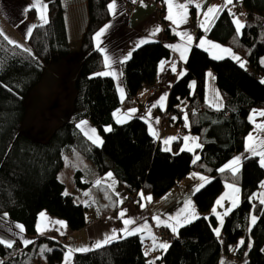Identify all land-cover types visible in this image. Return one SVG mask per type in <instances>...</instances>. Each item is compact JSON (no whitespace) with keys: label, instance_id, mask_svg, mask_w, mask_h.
<instances>
[{"label":"trees","instance_id":"1","mask_svg":"<svg viewBox=\"0 0 264 264\" xmlns=\"http://www.w3.org/2000/svg\"><path fill=\"white\" fill-rule=\"evenodd\" d=\"M43 1L48 5V22L31 29V35L27 36L29 51L0 37V214L23 225L33 241L23 249L16 243L11 248L0 244V261L3 264H63L66 247L57 239L37 235L36 220L46 211L63 219L72 232L86 225L85 207L70 193L63 195L67 188L59 178L63 153L72 150L92 163L97 177L112 173L127 193L133 190L134 199L130 203L134 206L139 204L141 193L158 199L191 171L210 178L193 195L195 206L203 214L211 210L224 183L239 187L240 203L224 218L219 237L213 231L217 227L216 218L200 216L182 226L177 235L171 232L176 239L160 254L157 264H221L224 255L244 260L243 264H264V205L253 196L264 180V168L259 165V158L251 155L241 160L240 171L235 176L228 169L219 171L243 150L245 138L252 130L251 111L264 110V63L261 61L264 0H240L239 3L234 0L235 6H228L244 21L242 34L237 33L233 16L227 9L219 13L208 31L210 39L230 48L247 62L244 68L230 57L217 60L193 46L186 62L187 73L173 78L166 112L176 119L177 127L185 122L183 108L196 109L188 116L187 131L198 137L202 147L193 152L181 151V138L172 142L171 151L163 150L140 118L123 124L114 121L112 115L117 109L124 111L140 105L138 92L154 86L158 65L169 58L170 52L159 42L146 43L134 50L123 64L126 96L120 101L113 79L95 75L103 72L104 62L93 35L110 20L111 0H87L88 24L74 53L77 67L72 77L71 97L67 98L61 114L50 110L58 125L45 138L39 139L30 133L33 121L48 101L54 96L62 97L63 63L71 56L61 0ZM28 16L35 18V10H28ZM208 72L212 73L221 97L219 109L206 105L198 109L207 94ZM42 84L46 86V100L38 108V115L29 116L30 101ZM177 107H181L179 112ZM81 120H88L99 132L102 145L90 142L79 133L77 122ZM109 126L112 131H105ZM195 156L200 159L196 160ZM73 182L80 189H87L93 183L79 170L74 173ZM115 205L105 203V208L112 212L116 210ZM252 215L257 221L249 232ZM240 239L245 243L232 255ZM45 247L51 251H42ZM149 261L140 236L129 235L100 248L73 253L70 264H149Z\"/></svg>","mask_w":264,"mask_h":264},{"label":"crops","instance_id":"2","mask_svg":"<svg viewBox=\"0 0 264 264\" xmlns=\"http://www.w3.org/2000/svg\"><path fill=\"white\" fill-rule=\"evenodd\" d=\"M186 2L187 0H173V13L177 15L180 13V9L175 7L177 3H186ZM200 2L203 4V9H207L209 6L223 5L225 0H200ZM131 3H133L135 7L133 8L132 12L129 14L127 12V6ZM33 4H34V0H0V32H2L0 36L2 37V39H4L7 42H9V40L15 42V43H10L11 45H15V46L22 45V47L19 48H22L24 50L29 49V46L27 44V36H28L27 33L29 32V29H32L33 26H35L36 24L43 23V21L39 19L40 13L37 11L35 7H33ZM61 4L64 9V23L66 28L69 49L71 55H74V53L79 48L83 33L85 32V29L88 24L87 0H61ZM116 5L117 7L115 14H113L112 11L108 8L110 13V20L106 24H104L97 32L103 29L106 25H110L107 32L102 37L101 47L106 49L107 54L112 57L113 61H123L122 63L114 62L112 65L113 69L117 72V74L122 73V75H119V79L109 75V77L113 79L115 90L117 92L119 100L121 101V95L119 91L121 87L124 89V98L126 96L125 83L123 79V64L128 59L124 60V57L127 56L129 52H131L132 54L134 50L142 46L140 45L139 47H137V44L141 39H147L150 42H159L162 45H164L166 48H168L170 52V56L168 59L162 60L159 63L157 69L156 83L153 86L154 88L150 89L147 87V88H143L138 92L137 98L138 101L140 102V105L134 108L137 111L132 116V118H140L146 123L150 136L155 140V142L159 143L160 147L163 150H165L164 149L165 144L163 143V140L169 137H177V139L181 138L182 140L181 148H183L184 147L183 137L180 136L181 134L177 133V130H180L181 133L183 131L185 133L186 132L189 133V131H187V129L189 128L188 116H187V120H185V122L182 125H179L177 127H176V119H174V117L172 116L170 117L174 119L173 122L167 120L166 122L163 123L162 122L163 120H161L163 113H165L167 109L168 95L171 86L173 84V80H174L173 78H179L180 77L179 73L181 71H185V73H187L186 63L180 59V52L175 51L173 47L170 46L180 45L181 47H183L185 45L186 37L185 39L182 40L181 37L176 34L178 32H182V33H188L193 37V43L191 44L190 49L187 53V59L191 48L193 46H197L199 40L202 38H206L207 41H211L213 43L219 44L224 48H228V47L210 39L208 37L209 30L205 32L200 27H199L200 29L199 36L195 37V34L193 33V29H192V20H194L199 25L203 18V10L197 9L194 3L188 5L187 23H181L179 24V26L173 24L171 21L165 18L168 15V5L164 2V0H142V2L141 0H136L135 3L133 2V0H116ZM30 9L35 10V18L33 19L29 18L28 16V10ZM214 20L210 24L209 29L212 26ZM157 27L160 28L161 31H159L155 35H152L153 31ZM95 34L93 35V42L96 47ZM5 37H7V39ZM202 49L210 54L214 52L215 54L223 55V57H231L227 53H221L219 49L210 48L208 44H205L204 47H202ZM104 55L105 53H102L103 62H104ZM162 62H163V69H161ZM173 64H175L176 66L177 69L176 72L171 71ZM104 71H108V69L105 66V63H104L103 72ZM208 83L210 84V86L207 85ZM211 83H213V76H208L207 74L206 77L207 94L205 97V102L207 106L214 109H219L222 106L221 97L219 92H217L218 90L216 91L217 88H214V86L211 85ZM192 87L194 88V84L192 85ZM164 95H166L167 98L164 101V106L161 107L159 105V101L160 98ZM117 110H120L121 113L128 111V110L123 111L121 109H117ZM117 110L114 111L113 114L116 113ZM254 111L257 113V115L255 116H253ZM260 111H264V110H253L249 114V121L252 124V130L245 138L243 150L237 155H235L232 158V160L235 157H241L242 160L243 158L252 155L251 152L249 151L250 142L248 140V137L250 134L253 136L251 145L256 149V151L259 152L261 150H264V143H262L264 142V128L258 127V125H264V116H260L258 114ZM149 112H150V116H149ZM112 116L114 121L116 122L114 115ZM183 117L185 118V116ZM157 119L159 121L158 123H156ZM82 121H86L87 124L84 125L83 128L77 126V129L84 138H86L87 140L93 143V141L89 139L87 135H85V132H88L89 135H91V129H95V128H92L87 120H81L77 122V125H79ZM150 125L151 128L155 129L156 132L158 133L159 139L151 135ZM96 135H98L102 140L100 134L96 132ZM193 137L197 138L196 135H194ZM172 142L170 145H166V146H171ZM196 143H199L198 140L196 141ZM190 144L191 147H193L195 150L196 148L194 147L193 140L191 138L188 140V145L190 146ZM184 151H188V150L185 149ZM64 155L71 159L69 161L70 164L69 178H70V186H71L69 193L72 196H74L77 199V201L80 202L85 207L86 225L82 229L72 232L68 228L67 224L66 227L62 228L60 225L54 223L56 220L65 222L63 219L52 216L46 211H42L46 213L47 219L42 220L40 216L42 212L39 214L36 220V232L37 235L39 236L50 237L57 239L59 241L61 238H63L64 239L63 244L67 250L68 248H81V247H87L90 249L96 248L94 246L95 242L103 240L105 235H110L113 230H116L118 233H120L121 236H123V233H121L120 230L123 229L125 225L123 223V220L120 218L119 214L121 211H124L125 216L123 219L135 220V224L130 225L129 226L130 228H136V227L144 228L145 225L148 226L147 228H144L143 231L138 232L135 235L140 236L143 244V252L145 253L146 251H148L150 254L147 256L149 260L152 261V259L159 257L160 254L164 252L161 249H156L154 251L151 250L153 245L152 237L153 236L155 237L153 230L157 227H162L172 232L171 228L166 227L165 225L169 223L174 224L175 221L172 220L170 222L168 219L165 220L163 214H165V212L167 214V209L172 205L178 203L177 206L179 207V204H183L184 200H182L183 199L182 197L186 196L188 189L190 190V193L193 192L195 193L196 192L195 188L201 183L198 177L204 176L195 171H191L184 179L179 181L176 186L169 189L158 199H151V201H148L146 199H142L140 195L139 204L137 206H134V204L128 202V198H127L128 193L126 189L118 184L116 177L112 173H111L112 174L111 178L108 177V173H106L101 177H97L95 167L92 165V163L83 159L78 153L72 150H67L66 152L63 153V157ZM257 157L260 159L259 156ZM65 163H66L65 159L63 158V168L65 167ZM78 170L82 171L84 175L87 178H89L90 181L91 180L93 181L91 186L88 187L87 189H80L73 182L72 174ZM192 172L198 174V176L190 178L191 175H193ZM208 179L210 181V178ZM97 181H100L101 183L97 184L96 183ZM228 184L229 183H224L222 192L219 195V197L216 199V201L219 200L221 196H224L225 193H230V189L227 187ZM261 184H264V182H262ZM111 193L115 195L117 201H114ZM238 196H239L238 199V205H239L240 192ZM253 196L254 198L256 197V199L258 200L260 198H264V187H261L260 185L257 191H255V193L253 194ZM144 197H148V196L144 195ZM120 201H122V203ZM216 201L213 207L211 208V210L206 214L201 213L197 209L194 203L192 206H194V211L199 217L203 215L214 216L217 220V227H218L219 220L215 215H213L212 209L215 207L218 212L223 213L227 208L231 207V202L230 199L225 198V200L222 201L224 207H220L216 204ZM105 203H109V204L116 203L115 205L116 210L112 212H108L105 208ZM178 207H176L175 217L180 216L181 220L183 219V215H188L192 211V208L190 207L188 210L186 206H184L185 207L184 210H182L181 208L178 210ZM235 208H232V210H234ZM226 216H224V218ZM156 217L160 218L161 223L159 225L157 224V221L155 219ZM17 225L20 224L14 223L11 220H9L8 217L5 216L4 214H0V231L3 233L5 232L10 233L11 241H14L17 247H19V249H23L26 247L23 244V240L26 239L31 241V238L26 235L25 231L21 232L20 229L16 227ZM38 227H43L45 229L43 231V234H41V232L38 231ZM180 228L181 227H179V229ZM61 232H63V235H61ZM174 234L177 235L176 233ZM156 242L160 243L161 241H159L156 238ZM165 242L170 244V242L167 241ZM228 263L230 262L224 264H228ZM63 264H65V261L63 262Z\"/></svg>","mask_w":264,"mask_h":264},{"label":"snow or ice","instance_id":"3","mask_svg":"<svg viewBox=\"0 0 264 264\" xmlns=\"http://www.w3.org/2000/svg\"><path fill=\"white\" fill-rule=\"evenodd\" d=\"M133 2L135 3L136 0H133ZM141 2H142V0H141ZM164 2L168 5V15L165 18L167 20L171 21L173 24H175L177 26H179V24H181V23H187L188 5L194 3V5H195V7L197 9L203 10V18H202V20H201V22L199 24V27L202 30H204L205 32H207L209 30V26L212 23V21L214 19H218L219 18V13L222 10H224V9H227L229 11V14L233 16V22L235 24L236 31H237L238 34H242L241 33V29H243L245 27V25L240 21V19L236 16V14L232 13L231 9L228 8L229 5H232L234 7L235 3H239L240 0H235V3H234V0H225L223 5L209 6L207 9H203V4L200 2V0H187L186 3H177L175 5L176 8L180 9V13L178 15L173 13V0H164ZM33 7H35L37 9V11L40 13L39 19L42 20L43 23H47L48 20H47V16H46V11H47L48 5L46 3H44L43 0H34ZM116 7H117L116 0H112V2L108 5V8L112 11L113 14H115ZM109 27H110V25H106L103 29H101L99 32H97L95 34L96 49L98 51L102 52V53H105V55H104V63H105L106 68L108 69V71L96 73L95 75H99V76H109V75H111V76H114L117 79H119V75H122V73L117 74V72L113 69L112 65H113L114 62L122 63L123 61H113L112 57L107 54L106 49L101 47L102 37L105 35V33L107 32ZM159 31H161V29L157 27L153 31L152 35H155ZM0 34H2V32H0ZM176 34L178 36H180L182 40L185 39V37H186V43H185V45L183 47H181L180 45H171L170 47H173V49L175 51H179L180 52V59L186 63L187 62V53H188V51L190 49L191 44L193 43V37L190 34H188V33L178 32ZM27 35H29V36L31 35V29H29V32L27 33ZM5 38L7 39V37H5ZM148 42H150V41L147 40V39H141L138 42L137 47H139L140 45H143L145 43H148ZM9 43H15V42L9 40ZM205 44H208L210 46V48H212V49H219V51L221 53H227L229 56H231L232 59H234V60L239 62L240 67H242V68L245 67L247 62L242 60L241 57H239L238 55L234 54L230 48H224V47L220 46L219 44L213 43L211 41H207L206 38L200 39L198 44H197V47H201L202 48V47H204ZM17 46L18 47H22V45H17ZM206 50H208V49H206ZM25 51H29V49H25ZM130 58H131V52H129L127 54V56L124 57V60L130 59ZM213 58L217 59V60H220V59H223L224 57H223V55H213ZM161 69H163V62L161 63ZM171 71L172 72H176L177 71L175 64L172 65ZM185 74H186L185 71H181L179 73V76L182 77ZM208 75L212 76V73L209 72ZM262 83H264V81H262ZM119 91H120V95H121V101H123V99H124V89L121 87L119 89ZM166 98H167L166 95H164V96H162L160 98L159 105L161 107L164 106V101L166 100ZM136 111L137 110L134 109V108L130 109L127 112H124V113H121L120 110H117V112L114 113L113 115H114L115 120H116V122L118 124H123V123H126L128 120H130L132 118V116L135 114ZM258 114L260 116H264V111H260ZM255 115H257V113L254 111L253 112V116H255ZM149 116H150V112H149ZM185 120H187V115H185ZM158 122L159 121L157 119L156 123H158ZM86 124H87L86 121H82L77 126L83 128V126L86 125ZM258 127L264 128V125H258ZM105 131L110 132V131H112V128L109 126V127L105 128ZM150 132H151V135H153L154 137L159 139L158 133L156 132L155 129L151 128V125H150ZM85 135H87L88 138L91 139L93 141V143H96L98 146L102 145L103 141L100 139V137L98 135H96V129H91V135H89L88 132H85ZM176 139H177V137H169L167 139H164L163 143L165 145H170L171 142L176 140ZM189 139L190 138L187 137V136L183 137L184 147L181 148V151H184L185 149L188 150V151H193L194 150L193 147H189V145H188V140ZM191 139L193 140V145H194L195 148L202 147V145H200L199 143H196V141L198 140V137L197 138H191ZM248 140L250 142L249 151L251 152V154L253 156H259L260 157L258 163H259V165L261 167H264V150H261V151L257 152L256 149L251 145V141L253 140V136L251 134L249 135ZM262 143H264V142H262ZM165 150L166 151H171L170 147H166ZM195 159L199 160L200 157L196 156ZM240 164H241V157H235L230 163H228L227 165H225L224 167L219 169V171L220 172H224L226 169H228V170L231 171L232 175L235 176L240 171ZM111 175H112L111 173H108V177L109 178H111ZM197 176H198V174L193 173V177H197ZM198 178L201 181V183L195 188V191H197V192L201 188L204 187L205 183L209 182L208 177L199 176ZM96 183L100 184L101 182L97 181ZM227 187L230 189V193H225L224 196H221L219 198V200L216 201V204L218 206H220V207H224L222 201H224L225 198H228V199H230L231 207L227 208L223 213L218 212L215 207L212 209L213 215H215L218 218V220H219V226L213 229V231L215 232L217 237L220 236V231H221V228L223 227V224H224V216L228 215V213L232 210V208H235V207L238 206V199H239L238 194L240 192V189L238 187H236L235 184H228ZM261 187H264V184H262ZM63 195L67 196V195H69V193L67 191H65L63 193ZM140 195H141L142 199H146L148 201H151V197L150 196L144 197L143 193H141ZM120 202L122 203V201H120ZM259 202H260L261 205H264V198H260ZM187 206L192 208V211L188 215L181 214V215H183V219L182 220H181L180 216L171 217L170 219L174 220L175 223L174 224L169 223V224L165 225L166 227L171 228L173 233L178 234L179 227H182V226H184L187 223H191L193 219H198L199 218V216L194 211V206L191 205V201H188V205ZM119 215H120V218L123 220V223L125 225V227L120 230V232L123 233V236H121L120 233H118L116 230H113L110 235H105L103 240L95 242L94 246L96 248H100L103 245L109 244V243H111L112 241H114L116 239L124 238V237L129 236V235H135L138 232L143 231L144 228L148 227L147 225H145L144 228H141V227L130 228L129 227L130 225L135 224V220H133V219H123L124 216H125V212L124 211H121ZM40 216H41L42 220L47 219L46 213H44V212H42L40 214ZM155 219L157 221V224L159 225L161 223L160 218L156 217ZM256 221H257V217L255 215H252L251 218H250L249 232H251L252 226H254L256 224ZM54 223L57 224V225H60L62 228L66 227V223L63 222V221L56 220ZM16 227L19 228L21 232L24 231L23 225H17ZM44 230L45 229L43 227H38V231H40L41 234H43ZM61 235H63V232H61ZM152 239H153V245H152V249L151 250H153V251L156 250V249H161V250L166 252L168 250V248L170 247V245L168 243H166V242L157 243L156 242V238L154 236L152 237ZM14 243L15 242L11 241V240L0 239V244L5 245L8 248L13 247ZM31 243H33V241L26 240V239L23 240V244L25 246H27V245H29ZM244 243H245V241L243 239H241L238 242V247L239 246H243ZM251 246L252 245H251V242H250L249 245H248L249 249H251ZM90 250L91 249L87 248V247L68 248L67 255L65 257V264H70L71 256H72L73 252H85V251H90ZM42 251H51V249H47V247H45ZM149 254L150 253L148 251L145 252L146 256L149 255ZM245 255H247V253H245ZM155 259H161V257H156ZM0 264H3V261H0ZM149 264H155V260L149 261ZM221 264H224V262L221 261Z\"/></svg>","mask_w":264,"mask_h":264},{"label":"rangeland","instance_id":"4","mask_svg":"<svg viewBox=\"0 0 264 264\" xmlns=\"http://www.w3.org/2000/svg\"><path fill=\"white\" fill-rule=\"evenodd\" d=\"M232 7V6H231ZM231 9V8H230ZM236 14V13H235ZM236 16L240 19V21L244 24V21L240 18L239 14H236ZM86 30V29H85ZM84 34V33H83ZM1 37V36H0ZM2 39V37H1ZM4 40V39H3ZM9 43V42H8ZM210 54V53H209ZM236 54V53H234ZM213 55H220V54H215L214 52H212L210 54L211 57H213ZM237 55V54H236ZM231 58V57H230ZM264 63V57H262L261 60ZM76 67H77V58L75 55H71L70 58H68L64 63H63V69L64 71V78H65V82L63 85V93H62V97H57L54 96L53 98H51L48 103L46 104V106L44 107V109L41 110L40 115L38 117H36L35 121H33V124L31 126L30 129V133L35 136L36 138L39 139H43L45 138L50 131L56 127V125H58V120L57 118L52 115L50 113V110L54 109V113L58 114L62 111L65 110L66 106H67V98L71 97V91H72V77L76 71ZM209 76V75H208ZM53 84V83H52ZM208 86H210V84H207ZM211 85L214 86V88H216L215 83L213 81V83H211ZM154 87L150 88L153 89ZM40 90L37 91L34 96L32 97L31 101H30V106H29V116H31L32 113H36L37 115L39 114L38 111L39 109H41L43 102L46 100V86L45 85H41ZM217 91V89H216ZM218 92V91H217ZM66 98V99H65ZM39 108V109H38ZM61 114V113H60ZM162 118V117H161ZM88 121V120H87ZM167 120L163 119V123L166 122ZM89 122V121H88ZM90 124V122H89ZM91 125V124H90ZM92 127V125H91ZM93 128V127H92ZM96 132L99 134V132L96 130ZM178 134H181V137H189V138H195L193 137L194 135H192L191 133L188 132H180V130H177ZM166 147H170L171 146H166L164 145V149ZM191 147V144L190 146ZM194 151V150H193ZM191 151V152H193ZM196 157V156H195ZM65 159V167L63 168V170L61 171L59 178L61 179V181H63L65 183V185L67 186V192H70L71 186H70V178H69V168H70V164L69 161L71 160L69 157L65 156L63 157ZM194 172H192L193 174ZM72 176H74V173L72 174ZM190 178H193V175H191ZM84 179V178H83ZM264 182V181H263ZM187 184V183H186ZM206 184V183H205ZM262 185V184H260ZM194 193V192H193ZM193 193H190V190H187L186 196L182 197L184 200L183 204H179V207L177 206L178 203L172 205L171 207H169L167 209V214L165 212V214H163V217L166 219H168L170 222L172 221L171 217H175V213H176V207H178V210L181 208L182 210L185 209L184 206H186L187 210L189 209L188 205V201H191V205H193L194 200H193ZM128 202L129 199H128ZM174 209V210H173ZM6 216V215H5ZM169 217V218H168ZM169 223V222H168ZM9 234V235H8ZM0 239H5V240H11V236L10 233H3L0 231ZM161 242H165V240L163 239H158ZM169 244V243H168ZM238 244V243H237ZM236 248H238V246H236L234 249H232L231 254L233 255L234 251L236 250ZM155 260V264L156 263V259H152ZM65 261V260H64ZM222 261L224 263L230 262L228 264H243L244 260H236V259H232L230 257H228L227 255H224L222 258Z\"/></svg>","mask_w":264,"mask_h":264},{"label":"built area","instance_id":"5","mask_svg":"<svg viewBox=\"0 0 264 264\" xmlns=\"http://www.w3.org/2000/svg\"><path fill=\"white\" fill-rule=\"evenodd\" d=\"M134 7H135V5L133 3L129 4L127 6V12L130 14ZM192 29H193V33L197 37L198 36V32H199V25L194 20H192ZM204 105H205V101L202 104L200 103L198 109H202L204 107ZM180 110H181V107H177L176 108V111L179 112ZM183 112H184V115L189 116L193 112H196V109L194 108V110H193L191 108H183ZM169 117H170V114L168 112H166V113L163 114L161 120H163V119L167 120V119H169ZM139 192H141V190H139L136 193V195H135L136 197L138 196ZM133 194H134L133 190H130V193H128V199H129L130 202L134 199V195ZM154 235H155V237H157L159 239H163L165 241H173L174 239H176L169 230H167L165 228H162V227L155 228L154 229ZM219 240L222 241V237H220ZM60 241L63 242L64 239L61 238Z\"/></svg>","mask_w":264,"mask_h":264}]
</instances>
